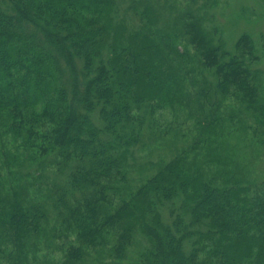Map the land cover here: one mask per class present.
<instances>
[{
	"label": "trees",
	"instance_id": "1",
	"mask_svg": "<svg viewBox=\"0 0 264 264\" xmlns=\"http://www.w3.org/2000/svg\"><path fill=\"white\" fill-rule=\"evenodd\" d=\"M170 7L0 0V131L19 144L4 162L10 189L0 180V264H49L41 243L63 256L59 264H82L98 249L111 259L101 264H264V181L220 187L177 155L130 186L156 112L189 105L190 84L198 103L213 89L240 101L264 144L253 38L228 51L206 28V6L178 16ZM214 123L199 124L203 138ZM26 164L38 174L26 175L33 196L22 186ZM46 165L57 172L44 186Z\"/></svg>",
	"mask_w": 264,
	"mask_h": 264
},
{
	"label": "rangeland",
	"instance_id": "2",
	"mask_svg": "<svg viewBox=\"0 0 264 264\" xmlns=\"http://www.w3.org/2000/svg\"><path fill=\"white\" fill-rule=\"evenodd\" d=\"M154 2L160 5L168 3L170 8L174 7V16L187 13L193 6L194 11L198 9V6H206L203 11L209 19L208 23L205 22L206 28L216 27L219 30L221 36L220 34L217 36L224 40L228 51H232L233 45L243 34L251 36L259 48L258 57L261 62L252 66V70L253 77L257 81L261 106L264 107V7L260 0H198L197 4H193V0H154ZM130 3L129 1L125 5L128 6ZM125 5L122 4L121 9L125 10ZM195 78L197 81L200 80L198 77ZM186 90L192 96L189 105L177 108L176 111L167 108L156 112L153 120L157 123V127L150 126L152 127L150 134L153 135L146 137L144 145L136 153L134 169L130 175V186L136 189L145 182L147 177L153 176L161 165L170 162L177 155L186 157L189 165L198 164L197 168L203 173L205 180L213 181L220 187L227 186L233 180H239L245 185L263 182L264 144L261 141L263 131L256 116L244 110L241 102L235 98L223 99L215 93V89L209 94L211 102L203 99L200 103L197 100L199 87H191L190 84ZM210 119L215 122L217 120V123H214L216 132L210 137L203 138L200 135L202 131L199 124ZM170 128H173V132L166 135L167 133L163 131ZM1 131L4 133L3 130ZM1 131L0 180L6 189H10L12 180L4 162L8 152L16 154V147L19 144L14 143L12 136L5 135ZM201 137L204 141L199 142L198 145L194 144ZM19 152H22V149ZM27 166L28 164L21 170L18 167L13 168V172L18 170L22 172L24 176L22 186L29 190V196H33L34 189L28 183L34 180L31 175V178L26 175L30 173L36 177L38 174L35 171L36 167L31 169ZM55 172L57 170L54 167L45 166L42 172L44 186L47 178L53 176ZM53 226L55 222L51 220L48 229L50 230ZM49 230H47L48 233ZM42 244L44 243H41L38 254L42 262L45 259L49 264L62 262V255L52 253V249L49 250ZM109 262L111 259L108 250L98 249L89 251L82 264Z\"/></svg>",
	"mask_w": 264,
	"mask_h": 264
}]
</instances>
